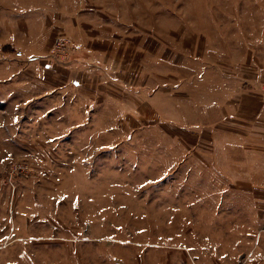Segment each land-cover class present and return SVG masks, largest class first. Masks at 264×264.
<instances>
[{
	"label": "rangeland",
	"instance_id": "1",
	"mask_svg": "<svg viewBox=\"0 0 264 264\" xmlns=\"http://www.w3.org/2000/svg\"><path fill=\"white\" fill-rule=\"evenodd\" d=\"M0 264H264V0H0Z\"/></svg>",
	"mask_w": 264,
	"mask_h": 264
}]
</instances>
